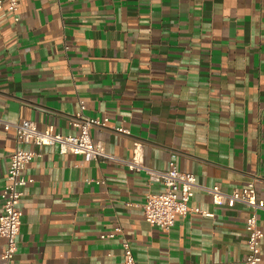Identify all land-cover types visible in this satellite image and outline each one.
<instances>
[{"label": "crops", "instance_id": "crops-1", "mask_svg": "<svg viewBox=\"0 0 264 264\" xmlns=\"http://www.w3.org/2000/svg\"><path fill=\"white\" fill-rule=\"evenodd\" d=\"M17 1L19 20L0 10V215L17 148L5 122L77 133L82 100L107 119L91 135L119 161L25 145L40 155L24 171L17 252L0 264H122L125 238L140 264H247L251 209L216 205L207 188L254 181L264 200V0ZM136 141L151 168L175 154L198 181L190 206L214 215L148 223L146 196L162 185L127 166ZM260 250L264 264V236Z\"/></svg>", "mask_w": 264, "mask_h": 264}, {"label": "built area", "instance_id": "built-area-1", "mask_svg": "<svg viewBox=\"0 0 264 264\" xmlns=\"http://www.w3.org/2000/svg\"><path fill=\"white\" fill-rule=\"evenodd\" d=\"M5 2H7L8 10L16 15L18 1L0 0V10ZM15 19L19 20V16L16 15ZM106 122L107 119L101 120L86 116L85 104L81 100L79 111L69 119V124L77 129V133L65 135L56 132L52 126L39 129L34 122L29 120L4 123L6 130L15 131L17 148L9 157L6 183L1 193L0 235L6 240V250L0 255L1 260L10 263L17 252L23 216L21 199L24 195V187L32 182V179L24 175V171L34 157L40 155L36 149H27L25 145L31 144L34 148L54 146L60 155L82 156L87 162L119 161L106 151L101 141L95 140L91 135L93 127L103 126ZM116 130L128 133L122 127H118ZM175 157V154L171 156L168 167L164 170L151 168L145 164L142 144L136 141L133 145L131 159L126 161L131 170L145 172L150 185L154 183L162 185L161 191L147 194L143 208L146 221L163 230L170 229L177 216L187 217L191 213H198L205 217L214 215L198 207L190 206V200L194 195V190L198 187V181L193 173L177 168ZM207 191L211 194L212 201L216 205L226 203L227 206L233 207L236 203H241L251 209L245 225L249 251L246 263L260 264L262 262L260 242L264 232L258 223V212L264 210V200L258 197L254 181H250L242 189L235 190L230 194L224 193L219 185L209 187ZM114 234L102 235V238H113ZM122 248L124 257L122 264H140L134 258L128 239L122 240Z\"/></svg>", "mask_w": 264, "mask_h": 264}]
</instances>
